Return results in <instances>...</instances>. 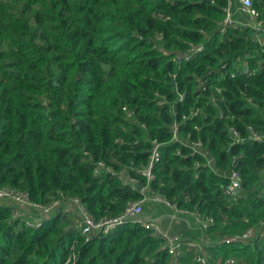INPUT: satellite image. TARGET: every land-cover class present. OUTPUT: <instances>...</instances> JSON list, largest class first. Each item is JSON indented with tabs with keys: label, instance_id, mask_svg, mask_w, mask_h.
<instances>
[{
	"label": "trees",
	"instance_id": "trees-1",
	"mask_svg": "<svg viewBox=\"0 0 264 264\" xmlns=\"http://www.w3.org/2000/svg\"><path fill=\"white\" fill-rule=\"evenodd\" d=\"M15 2L0 0V187L42 203L66 193L96 219L114 216L143 194L117 176L95 175L94 163L141 166L155 139L162 145L152 190L212 218L204 231L172 223L170 234L209 241L205 264L231 255L237 264L263 263L258 241L215 244L264 222V141L233 144L228 132L264 131V46L249 27L219 31L227 0ZM252 3L264 19V0ZM245 59L254 74L241 72ZM196 140L221 175L239 172L236 203L222 194L227 178L184 144ZM71 219L61 213L32 228L0 205V264H63L75 243L69 264H172L164 240L140 224L86 239ZM179 264H196L192 250L182 249Z\"/></svg>",
	"mask_w": 264,
	"mask_h": 264
},
{
	"label": "built area",
	"instance_id": "built-area-1",
	"mask_svg": "<svg viewBox=\"0 0 264 264\" xmlns=\"http://www.w3.org/2000/svg\"><path fill=\"white\" fill-rule=\"evenodd\" d=\"M225 13L224 17L219 21V31L221 33L226 32L229 26H240L249 27L253 31L252 39L256 41L259 45L264 46V19L259 15L258 10L253 6L252 0H227L226 5L223 7ZM235 14H240L239 17H235ZM159 38H162L161 36ZM190 50L201 51L202 46L191 47ZM185 60L190 58L189 55H185ZM264 65V57L258 60V66ZM242 73L245 75H252L256 72L257 67L251 68L249 62L245 59L242 63ZM220 89L217 88V91ZM123 110L126 116H131L132 111L127 107L123 106ZM198 110V109H196ZM197 111H194V114ZM219 116L221 118H229L230 115H225L220 112ZM248 133L246 136H241L238 129L234 126H228V132L231 142L242 143L249 141L252 143L264 141V131H257L251 127H247ZM177 128L174 127V137ZM176 138V137H175ZM192 153L198 152L205 162L204 164L211 168V171L218 176H224L227 178V183L222 187L223 196L232 203H236L241 197L242 193V182L240 174L237 170H231L227 175L219 172L218 168L212 166L213 158L208 156V152L202 150L203 144L201 141H191L185 142ZM161 145L162 143L157 140H152L149 156L146 163L141 166L131 165L129 168L121 166L118 169H114L107 165L103 161L99 160L94 163L93 172L95 175H101L108 173L110 175L117 176L119 180L124 185H131V188L137 190V183H140L136 178L130 176V171H135L140 177L144 179V183H140V191L143 196L138 200L128 201L124 209L117 215L114 216H102L98 219L88 213L84 204L77 197H72L75 220L78 223L73 226L74 218L71 220L69 225L70 229L79 232L86 239L92 238L94 235H105L117 226L137 223L148 229H151L152 235L158 236L164 240L163 249H167L172 255V264H179V259L181 256L182 249L184 247L192 250L193 255L196 258V264H205V254L206 243L209 241L202 239L200 243L192 240H184L179 235L170 234V225L174 222L181 220L180 214H189L193 217L195 224L198 225L199 229L204 231L207 229L209 224L212 222L210 217H200L193 211L187 209L179 208L175 203H171L165 197H163L158 192L152 190L150 187L151 181L154 179L153 169L159 162L161 157ZM176 154H180V151H176ZM235 159V158H234ZM196 167L200 166V163L195 164ZM264 174V168L260 171ZM61 193V192H60ZM59 193V194H60ZM58 194V197H59ZM262 194L264 195V189ZM57 197V198H58ZM56 197H50L49 201L46 203L37 202L30 198L28 192L23 189H19L12 186L0 187V200H6L11 202L8 206L11 207V216L13 219H19L24 223V225L32 228H41L47 222L52 221V219L61 214H70V209L60 208L56 209L57 201ZM159 202L169 207L173 212L167 214L165 218L168 219L167 227H162L159 223L163 218L162 215L154 213L152 203ZM145 203H150L147 206L149 209L146 211L144 208ZM56 210H55V209ZM34 214V218L30 220L28 218L29 214ZM254 241L264 244V222H260L258 226H250L244 231L235 234L224 235L215 241V244H241L246 245ZM263 253V263H264V251ZM216 264H235L234 257L230 256L225 259L217 261Z\"/></svg>",
	"mask_w": 264,
	"mask_h": 264
},
{
	"label": "rangeland",
	"instance_id": "rangeland-1",
	"mask_svg": "<svg viewBox=\"0 0 264 264\" xmlns=\"http://www.w3.org/2000/svg\"><path fill=\"white\" fill-rule=\"evenodd\" d=\"M11 1H13L14 2V0H11ZM16 2L13 4V5H17V7H19V9H22L23 8V6H22V3H21V0H15ZM19 15H24V14H19ZM136 165V164H135ZM17 188V187H16ZM20 189V188H19ZM59 201H57L58 203H57V205H56V209H60V208H69L70 209V215H71V217H72V219L71 220H73V218H74V222H73V226L74 225H76V227H77V225H78V223L76 222V216L73 214L74 212V209H73V202H72V200H71V197L68 195V194H66V193H60L59 194V197L57 198ZM9 199H6V200H0V205H9V204H11V202L10 201H8ZM150 206L151 204L150 203H145L144 204V208H145V210H148L149 209V207H147V206ZM152 207H153V212L154 213H156V214H158V215H162V214H171L173 211L169 208V207H167V206H165V205H163V204H161V203H159V202H155V203H152ZM54 208V209H55ZM55 209V210H56ZM187 216H189L190 217V220L192 221V225H194L195 223L193 222V219H192V217L190 216V215H187ZM180 217H183L182 216V214H180ZM28 218L30 219V220H32L33 218H34V214H29V216H28ZM165 221V219L163 218V219H161L160 220V224H161V226L163 227V225L162 224H164L163 222ZM191 225V226H192ZM75 227V226H74ZM94 237H101V235H94L92 238H94ZM183 239H184V237H182ZM185 240V239H184ZM189 240H192V241H196V242H198V243H200L201 241H202V236L201 235H199L198 236V239H196V240H194V239H189ZM76 247H77V244L75 243V244H73V246L71 247L72 248V250H71V252L67 255V257H66V260L64 261V263L63 264H69V263H71V261H73V259H75V256H76ZM232 257H234V259H235V264H237L238 262H237V258L235 257V256H233V255H231ZM207 257H208V255L207 254H205V257H204V259H205V262H206V260H207ZM193 261H195L196 262V258H195V256L193 255ZM237 262V263H236ZM243 264H245V262L243 263ZM261 264H264V263H261Z\"/></svg>",
	"mask_w": 264,
	"mask_h": 264
},
{
	"label": "crops",
	"instance_id": "crops-1",
	"mask_svg": "<svg viewBox=\"0 0 264 264\" xmlns=\"http://www.w3.org/2000/svg\"><path fill=\"white\" fill-rule=\"evenodd\" d=\"M161 204H162V203H161ZM163 205H164V204H163ZM166 215H167V214H162L163 218L165 219V221L163 222L164 224H162L164 228L167 227V224H168V219L165 218ZM187 215H189V214H184V215H182L183 217H181V220H182L183 222H185V223L187 224L188 227H191V225H192V221L190 220V217L187 216ZM190 216H191V215H190ZM191 217H192V216H191ZM163 218H162V219H163ZM192 219H193V217H192ZM174 223H178V222H174ZM171 225H172V224H171ZM171 225H170V226H171Z\"/></svg>",
	"mask_w": 264,
	"mask_h": 264
},
{
	"label": "water",
	"instance_id": "water-1",
	"mask_svg": "<svg viewBox=\"0 0 264 264\" xmlns=\"http://www.w3.org/2000/svg\"><path fill=\"white\" fill-rule=\"evenodd\" d=\"M136 187H137V190H140V188H141L140 183H137Z\"/></svg>",
	"mask_w": 264,
	"mask_h": 264
}]
</instances>
